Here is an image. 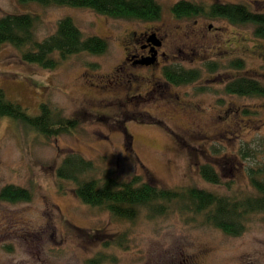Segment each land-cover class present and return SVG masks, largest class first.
Returning a JSON list of instances; mask_svg holds the SVG:
<instances>
[{
  "label": "rangeland",
  "instance_id": "374dc122",
  "mask_svg": "<svg viewBox=\"0 0 264 264\" xmlns=\"http://www.w3.org/2000/svg\"><path fill=\"white\" fill-rule=\"evenodd\" d=\"M158 1L161 20L144 23L89 9L0 0V18L37 17L39 41L68 17L84 37L98 36L109 45L103 55H74L55 70L24 62L12 46L0 48V89L9 100L32 116L47 104L80 122L73 133L46 138L0 118V194L9 185L32 194L28 202L0 198V264H264V213L248 216L245 232L237 237L178 203L163 215L140 208L133 220H118L104 208L84 204L75 194L76 184L57 176L64 160L78 155L94 166L85 179L139 177L166 189L194 187L239 200L257 197L250 179L264 169V99L223 93L238 72L211 75L203 70L201 81L177 87L162 68L204 69L242 58L246 68L240 74L263 82L264 40L255 38L251 25L205 16L176 20L172 8L180 0ZM187 1L245 3L264 12V0ZM160 29L173 38L162 47L153 44L151 51L169 59L136 64L132 55L139 46L133 35L156 32L161 38ZM204 165L214 168L222 184L202 177Z\"/></svg>",
  "mask_w": 264,
  "mask_h": 264
},
{
  "label": "trees",
  "instance_id": "16d2710c",
  "mask_svg": "<svg viewBox=\"0 0 264 264\" xmlns=\"http://www.w3.org/2000/svg\"><path fill=\"white\" fill-rule=\"evenodd\" d=\"M20 4H39L44 7H72L89 9L113 19L158 22L163 8L158 0H19ZM176 20L205 16L210 19H224L235 26L253 27L255 38L264 40V12L254 11L245 3H213L210 6L180 0L173 5ZM37 17L28 14H13L0 18V48L9 45L21 52L22 60L47 70H55L68 58L79 54L103 55L108 51V42L98 36L84 37L73 19L64 18L54 34L39 41L35 27ZM246 68L242 58H235L227 65L213 62L204 69H186L176 65L165 66L163 75L169 83L181 87L197 83L203 79V70L217 75L221 70L238 72L227 81L223 93L241 98L264 99V81L240 74ZM219 75V74H218ZM207 87L200 90L206 91ZM219 102H223L219 99ZM249 111H244L248 114ZM0 118H11L25 128L46 138L65 133H73L79 127V120L66 118L47 104L40 105L37 116L30 115L21 105L9 100L0 89ZM93 163L78 155L67 157L57 170V176L64 181L76 184L75 194L84 204L104 208L118 220H133L140 208H147L152 216L163 215L173 203L182 210L204 214L206 221L225 234L237 237L247 226L248 216L264 213V169L254 171L251 186L257 197L249 196L243 200L237 197L226 198L194 187L184 190L161 188L152 182H142L139 177L131 181H121L112 175L103 181L85 179L93 171ZM200 174L208 182L219 185L221 177L210 165L200 168ZM89 175V174H88ZM87 176V175H86ZM85 176V177H86ZM0 198L12 203L28 202L32 194L13 185L2 189Z\"/></svg>",
  "mask_w": 264,
  "mask_h": 264
},
{
  "label": "flooded vegetation",
  "instance_id": "af4514ba",
  "mask_svg": "<svg viewBox=\"0 0 264 264\" xmlns=\"http://www.w3.org/2000/svg\"><path fill=\"white\" fill-rule=\"evenodd\" d=\"M160 30L162 33L161 38H157L156 32H154V33L148 32V33H145L139 37H137L136 34L133 35L134 43L139 46V49H138L139 53L132 55V58L136 59V62H135L136 64L141 65V64L145 63L146 61L152 60L154 65H155V64H159L161 62L160 58H162L165 61L167 59H169V57H167V55H165V54L161 55L157 51H154V52L151 51V47L153 44L158 45L159 47H162L167 41H169V40H171V38H173V35H171L170 32H166V31L162 32V29H160ZM165 66H166V64H164L163 68ZM154 85H156V84H154Z\"/></svg>",
  "mask_w": 264,
  "mask_h": 264
},
{
  "label": "water",
  "instance_id": "95a60500",
  "mask_svg": "<svg viewBox=\"0 0 264 264\" xmlns=\"http://www.w3.org/2000/svg\"><path fill=\"white\" fill-rule=\"evenodd\" d=\"M143 64H146V65H151V64H153V61L152 60H149V61H146L145 63H143Z\"/></svg>",
  "mask_w": 264,
  "mask_h": 264
}]
</instances>
